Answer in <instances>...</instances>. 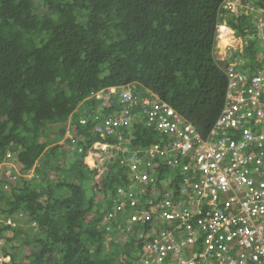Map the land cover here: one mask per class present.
I'll list each match as a JSON object with an SVG mask.
<instances>
[{
    "label": "trees",
    "instance_id": "16d2710c",
    "mask_svg": "<svg viewBox=\"0 0 264 264\" xmlns=\"http://www.w3.org/2000/svg\"><path fill=\"white\" fill-rule=\"evenodd\" d=\"M225 1L0 0V161L11 151L22 173L0 178V264L138 258L135 238L107 245L106 215L117 188L128 184V167L122 155L102 172L89 166L86 156L93 163L101 138L96 120L81 119L102 101L80 106L92 91L136 83L207 138L228 84L214 53L218 25L226 21L240 34L255 29L251 15L234 14ZM255 3L264 9V0ZM260 50L252 40L243 57ZM131 131L137 149L165 140L154 126L136 123Z\"/></svg>",
    "mask_w": 264,
    "mask_h": 264
},
{
    "label": "built area",
    "instance_id": "2783aa9c",
    "mask_svg": "<svg viewBox=\"0 0 264 264\" xmlns=\"http://www.w3.org/2000/svg\"><path fill=\"white\" fill-rule=\"evenodd\" d=\"M247 1L252 4L244 8L225 1L234 14L256 12L259 20L251 33L234 29L230 40H223L226 21L218 25L214 53L228 84L207 138L169 102L136 83L92 91L85 99L102 101L81 119L96 120L93 130L101 138L92 145L93 163L87 156L86 162L102 172L107 160L122 155L128 167V184L117 188L105 228L108 246L132 238L142 246L132 264H264V63L255 73L234 67L244 63L252 40L263 46L264 56L263 10ZM115 102L119 108L106 114ZM136 123L154 126L164 142L132 147ZM21 175L8 151L0 178L16 181Z\"/></svg>",
    "mask_w": 264,
    "mask_h": 264
},
{
    "label": "crops",
    "instance_id": "0c3cea01",
    "mask_svg": "<svg viewBox=\"0 0 264 264\" xmlns=\"http://www.w3.org/2000/svg\"><path fill=\"white\" fill-rule=\"evenodd\" d=\"M227 37L228 34H226V38ZM257 44L261 49L259 51V54L257 56H254V58L245 56L246 58L244 59V63H242L243 65H245L244 69L248 70L251 73H255L259 71L264 63L263 46L259 42H257Z\"/></svg>",
    "mask_w": 264,
    "mask_h": 264
},
{
    "label": "bare ground",
    "instance_id": "6f19581e",
    "mask_svg": "<svg viewBox=\"0 0 264 264\" xmlns=\"http://www.w3.org/2000/svg\"><path fill=\"white\" fill-rule=\"evenodd\" d=\"M237 2V5L238 6H240L241 8H244V5L245 4H248L247 3V0H236ZM240 1V2H239ZM252 4V2H249V5H251ZM263 14H264V9H263ZM223 30H224V28H223ZM234 32V29L231 27V28H229V29H225L224 31H223V40H226V34H228V37H227V39L228 40H230V35H231V33H233Z\"/></svg>",
    "mask_w": 264,
    "mask_h": 264
},
{
    "label": "clouds",
    "instance_id": "9594fccd",
    "mask_svg": "<svg viewBox=\"0 0 264 264\" xmlns=\"http://www.w3.org/2000/svg\"><path fill=\"white\" fill-rule=\"evenodd\" d=\"M241 11H243V9H241ZM243 13V12H242ZM257 13L256 12H253L252 14H251V18H252V22H253V25H257V22H258V17H257ZM249 16V15H248ZM220 24H223V23H220ZM226 25H227V27H229V28H231L232 26H230L229 24H228V22H226ZM234 28V27H233Z\"/></svg>",
    "mask_w": 264,
    "mask_h": 264
},
{
    "label": "rangeland",
    "instance_id": "374dc122",
    "mask_svg": "<svg viewBox=\"0 0 264 264\" xmlns=\"http://www.w3.org/2000/svg\"><path fill=\"white\" fill-rule=\"evenodd\" d=\"M86 101H88V100H86ZM86 101H84V102L82 103V105L80 106V109H81V110L86 108V105H87ZM32 172H33V170L30 172V174H32Z\"/></svg>",
    "mask_w": 264,
    "mask_h": 264
}]
</instances>
